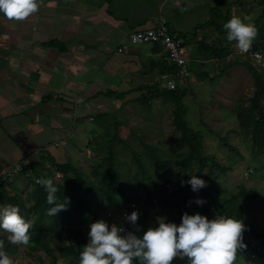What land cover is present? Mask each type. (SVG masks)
Masks as SVG:
<instances>
[{
	"label": "trees",
	"instance_id": "obj_1",
	"mask_svg": "<svg viewBox=\"0 0 264 264\" xmlns=\"http://www.w3.org/2000/svg\"><path fill=\"white\" fill-rule=\"evenodd\" d=\"M256 3L253 8L259 11V14L253 24L260 35H257L248 51H260L264 54V29H260L264 28V0H257ZM229 9L228 7L224 10L225 14L221 22V15H217L212 7L209 21L196 24L190 31L181 33L180 36L183 43L193 40L191 49L201 58L204 57L201 60L204 67L211 62L216 68L219 61L230 56L232 59L228 58L230 61L223 70L218 71L219 74L225 71L227 66L234 64L242 65L247 70L253 88L247 102L238 104L233 113L237 120L238 132L249 139L253 151L264 153V67L257 66L249 57L248 51L236 53V48L227 41L222 24L233 17L230 16ZM238 16L239 12H237ZM207 25H216L218 31L216 37L208 43L196 36L197 31ZM54 44L56 43L51 42V45ZM239 54L244 60L240 61ZM235 55L237 56L234 57ZM190 60L189 71L193 73L194 65H190ZM153 64L155 65L153 67L157 68V78L163 72L176 69L175 64L169 61L165 54ZM195 74L200 80L209 78V73L205 69L200 73L195 71ZM156 80L134 88L141 91L136 101H139L147 110L151 108V102L154 99L168 100L172 103L171 123L178 133L180 144L185 147V152L176 161L178 167L173 168V155L168 154L169 148L160 147L157 143H149L142 135L137 136L142 148L137 152L123 135L124 133L133 135L132 130L122 133V129L120 130V127H123L122 123L114 116L103 113L97 118L111 116L113 124L105 123L101 134L89 141V147L98 155V160L91 163L89 171L82 169L73 160L57 162L47 153L48 167L37 169L28 164L31 168L28 176L8 178L0 183L1 207L9 204L17 206L20 215L32 224L30 243L22 246L24 252L37 257V264H46L42 257H49L50 264H78L79 253L88 242L87 233L90 231L89 225L92 222L103 219L109 226L116 223L118 227L123 226L126 230H134L124 220L125 213L130 214L133 210L139 212L138 235H142L149 227H158V219L165 218V222H174L179 225L185 212L190 215L199 213L209 220L220 216L241 220L245 225L243 242L247 247L237 252V259L243 257V260H247V255L249 257L255 252L256 259L264 264V235L250 227L243 216L245 211L254 205L251 201L256 197V192L241 184L235 192L221 196L220 190L213 191L211 188L214 169L228 172L229 168L222 167L218 163L217 156L205 150L203 138L206 134L210 135L232 152L235 151L233 144L227 140L226 135L220 134L206 121L203 128L195 129L190 126L183 103L189 77L179 82L174 89L161 87ZM111 93L113 92H105L106 95ZM115 142L127 146L136 168L135 173L145 178V182L142 180L135 182L130 176L121 175L120 164L126 166L129 164L117 160ZM143 156L146 158V164ZM193 164H197L196 171L186 173ZM205 166H208V170L203 173L202 169ZM152 167H156L159 172H151ZM191 175L205 180L207 186L194 192L191 185L187 183ZM41 177L53 180L58 189L56 196L59 202L68 198L70 202L67 210L58 212L56 216L46 215V210L52 205L47 203L45 188L35 181L36 178ZM17 179L21 180L27 188L24 198L18 192L8 193L6 190L8 184ZM198 198L203 199L205 203L198 205L195 202ZM249 200L250 202H247ZM144 203L154 209V213L149 217ZM242 203H248L250 206L244 209L245 206ZM1 238L4 240L6 253L13 259L14 254L18 253L19 246L10 244L6 237ZM244 253L247 255L244 256ZM133 264L138 262L133 261ZM172 264H187V259H176Z\"/></svg>",
	"mask_w": 264,
	"mask_h": 264
},
{
	"label": "crops",
	"instance_id": "obj_2",
	"mask_svg": "<svg viewBox=\"0 0 264 264\" xmlns=\"http://www.w3.org/2000/svg\"><path fill=\"white\" fill-rule=\"evenodd\" d=\"M208 2L43 0L24 21L0 14V171L20 162L48 167L47 153L57 162L73 160L74 149L93 153L89 141L102 132L98 120L111 122L97 116L137 102L141 91L134 88L158 76L153 63L163 50L130 43L128 34L163 18L180 36L209 21ZM208 26L196 33L207 43L218 34L216 25ZM192 41H186L190 65L200 72L204 57L191 49ZM6 190L27 192L18 179ZM6 235L0 230V240Z\"/></svg>",
	"mask_w": 264,
	"mask_h": 264
},
{
	"label": "rangeland",
	"instance_id": "obj_3",
	"mask_svg": "<svg viewBox=\"0 0 264 264\" xmlns=\"http://www.w3.org/2000/svg\"><path fill=\"white\" fill-rule=\"evenodd\" d=\"M256 2L257 0H209L208 6L209 8L214 7L217 15H221V22L225 14L224 10L229 7L230 16H234V14L237 16V12H239L238 17L244 23L253 24L259 14V11L253 8L257 4ZM210 26L208 27L213 29L215 25ZM260 29L263 30L264 28ZM199 34L201 33L199 32ZM258 34L260 35V33ZM258 40L260 41V39ZM230 43L236 48L235 42ZM235 50L237 51L236 53L240 52L237 48ZM240 57V61L244 60L241 55ZM228 58L230 56L219 61L216 68L212 66L211 62L205 65L204 69L209 73V78L205 80H200L196 77V70L193 73L190 72V79L186 83L187 92L183 97V103L186 107V118L190 126L195 129L203 128L206 121L209 126L219 131L220 134L226 135L227 140L233 144L235 151L232 152L224 148L219 141L210 135L206 134L204 136L205 150L215 154L219 161L218 163L222 167L229 168L228 172L214 169L211 188L213 191L215 189L220 190L221 196H227L235 192L241 184L256 192V197L251 201L254 205H251V208L246 210L243 216L250 227L264 235V153L253 151L249 139L238 132L237 120L233 113L234 108H237L238 104L247 102L253 88L252 80L244 66L238 64L227 66L225 71L219 74L218 71L223 70L230 61ZM133 96L131 95V97ZM172 107L173 105L170 101L160 99H154L149 110L145 109L139 101L128 102L123 103L122 107L118 109V113L112 115L122 122L123 127H120L122 133L132 130L133 135L126 133L123 135L137 152L142 150L137 136L142 135L149 143H157L160 147L169 148L168 154L173 155L172 165L173 168H176L178 167L176 166V161L185 152V147L180 144L177 137L178 133L174 130L171 123ZM108 118L111 121L110 124H113L111 116ZM125 123H127L126 127L128 130L125 129ZM97 124L101 127L100 130H103V121L98 120ZM111 130L112 127L110 128ZM114 146L116 147L117 160L129 164V166L120 164L121 175L124 177L130 176L135 182L141 180L145 182V178H141L140 175L135 173L136 168L127 146L119 142H115ZM99 153L101 154V151ZM73 156V162L87 171L90 170L91 163L98 160L97 154L85 149H74ZM143 157L146 164V158L145 156ZM250 168L252 171L249 170ZM196 169L197 164H193L189 170H186V173L194 172ZM202 170L205 173L208 170V166L203 167ZM151 172L157 173L159 170L156 167H152ZM16 186L19 187L21 184L18 183ZM19 188L22 189L23 186ZM24 197L26 196L22 194V198ZM247 202H250V200ZM242 204L245 206L244 209L250 206L248 203ZM148 205L144 203L149 217L154 213V209ZM18 249V253L14 254L13 257L14 264H37L36 256L27 254L26 251L24 252L22 245ZM53 254L57 255L56 252H53ZM245 255L247 254L244 253ZM239 256L242 255L239 254ZM42 260L46 264L51 263L49 257H42ZM235 264H261V262L256 259L255 255L252 256L250 254L249 257L247 255V260H243V257H239V259L236 257Z\"/></svg>",
	"mask_w": 264,
	"mask_h": 264
},
{
	"label": "clouds",
	"instance_id": "obj_4",
	"mask_svg": "<svg viewBox=\"0 0 264 264\" xmlns=\"http://www.w3.org/2000/svg\"><path fill=\"white\" fill-rule=\"evenodd\" d=\"M42 4L43 0H0V14L8 20L24 21ZM223 28L227 41L235 42L241 53L251 48L258 35L254 24L244 23L237 16L224 23ZM249 170L252 171L251 168ZM37 183L45 188L47 203L52 205L46 210V215L56 216L58 212L67 210L70 201L68 198L63 202L57 200L58 189L51 178L41 177ZM187 183L194 192L207 186L206 181L196 175H191ZM195 202L198 205L205 203L201 198ZM138 219L136 210L124 215L125 222L134 230L118 227L116 223L109 226L103 219L92 222L87 233L88 242L79 253L78 264H133V261L138 264H172L176 259L185 258L187 264H235L237 252L247 247L243 242L245 225L232 217L220 216L209 220L199 213L190 215L185 212L179 225L165 222V218L158 219V227H149L142 235L137 234L140 232ZM31 227L17 206L0 207V230L7 234L10 244L29 245ZM0 264H14L5 251L4 240H0Z\"/></svg>",
	"mask_w": 264,
	"mask_h": 264
},
{
	"label": "built area",
	"instance_id": "obj_5",
	"mask_svg": "<svg viewBox=\"0 0 264 264\" xmlns=\"http://www.w3.org/2000/svg\"><path fill=\"white\" fill-rule=\"evenodd\" d=\"M127 40L137 45L152 44L160 46L169 61L175 64V70L163 72L157 78L156 81L161 87L174 89L179 82H183L189 77L190 50L183 43L179 34L172 31L165 19L159 18L153 26L131 31L127 36ZM248 55L257 66L264 67V54L262 52L248 51ZM30 173L31 168L27 162L17 163L0 173V183L8 178L28 176ZM37 180L36 178L35 181ZM254 254L255 252L252 253V256Z\"/></svg>",
	"mask_w": 264,
	"mask_h": 264
}]
</instances>
